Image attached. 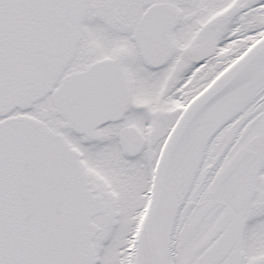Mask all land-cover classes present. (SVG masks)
Masks as SVG:
<instances>
[{"label":"snow or ice","instance_id":"1","mask_svg":"<svg viewBox=\"0 0 264 264\" xmlns=\"http://www.w3.org/2000/svg\"><path fill=\"white\" fill-rule=\"evenodd\" d=\"M0 264H264V0H0Z\"/></svg>","mask_w":264,"mask_h":264}]
</instances>
